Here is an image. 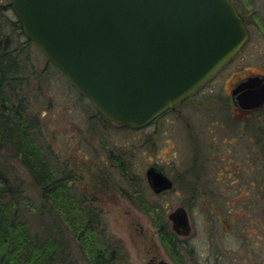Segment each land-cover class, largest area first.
Wrapping results in <instances>:
<instances>
[{
    "label": "rangeland",
    "instance_id": "374dc122",
    "mask_svg": "<svg viewBox=\"0 0 264 264\" xmlns=\"http://www.w3.org/2000/svg\"><path fill=\"white\" fill-rule=\"evenodd\" d=\"M231 1L248 23L252 35L250 44L202 93L156 123L133 130L96 115L91 101L72 87L34 42L28 43L11 0H0V34L10 38V51L23 69L22 80L16 86L19 93L16 104L26 106V115L42 135L59 174L63 170L76 173L75 187L79 197L95 215L100 212L105 217L107 234L123 243L126 258L120 264H152L155 256L178 264L160 243L151 219L124 196L129 188L124 176L126 168L130 177L147 187L148 197L164 206L166 215L182 204L189 206L194 232L179 245L180 264H216L217 250L221 254L226 250L233 254L226 259L229 262L222 257L220 264H243V260L247 261L244 264H264V238H253L258 244L252 249L250 261L247 248L255 244L250 239L245 241L232 233L221 232L222 240L217 242L219 248H214L208 227L202 225V202L210 196L193 193L184 185L196 186L198 178L202 177L218 188V162L222 156H229L226 141L233 137L241 138L243 155L248 149L255 164L260 163V146L256 141L264 136V110L241 114L232 108L227 92L237 77L264 75V0ZM152 165L175 180L174 191L155 195L148 189L146 170ZM0 172L39 204V191L30 175L1 145ZM261 172L262 169L254 170L252 174L257 173L259 180ZM220 179V186L228 188L220 193V204L230 201L238 205L240 194L227 186L231 178L224 175ZM258 184L259 181L256 187ZM256 194L254 192L253 200ZM263 206L251 203L244 210L253 218L264 220ZM36 219V216L31 217L33 222ZM235 227L239 228L240 223ZM251 230L254 237L264 236V229L258 222ZM68 242L71 264H87L72 237H68Z\"/></svg>",
    "mask_w": 264,
    "mask_h": 264
},
{
    "label": "water",
    "instance_id": "95a60500",
    "mask_svg": "<svg viewBox=\"0 0 264 264\" xmlns=\"http://www.w3.org/2000/svg\"><path fill=\"white\" fill-rule=\"evenodd\" d=\"M22 30L107 120L139 130L204 87L249 38L231 0H11ZM244 108L264 105V76L241 83ZM156 193L173 181L146 171ZM179 235L188 211L169 213ZM159 264H172L161 260Z\"/></svg>",
    "mask_w": 264,
    "mask_h": 264
},
{
    "label": "trees",
    "instance_id": "16d2710c",
    "mask_svg": "<svg viewBox=\"0 0 264 264\" xmlns=\"http://www.w3.org/2000/svg\"><path fill=\"white\" fill-rule=\"evenodd\" d=\"M10 49V38L0 34V145L26 169L40 200L35 203L0 172V264H71L68 237L87 264H120L126 258L123 243L107 234L105 217L100 212L95 215L79 197L76 173L59 174L42 135L26 115V106L16 104L23 69ZM95 114L104 118L97 110ZM124 176L129 184L124 196L150 217L163 246L180 264L178 238L165 208L148 198L147 187L130 177L127 168Z\"/></svg>",
    "mask_w": 264,
    "mask_h": 264
},
{
    "label": "flooded vegetation",
    "instance_id": "af4514ba",
    "mask_svg": "<svg viewBox=\"0 0 264 264\" xmlns=\"http://www.w3.org/2000/svg\"><path fill=\"white\" fill-rule=\"evenodd\" d=\"M237 11H238V9H237ZM238 13L242 17V19H243V21H244V23H245V25L247 27V30H248V33H249V38H248V41L246 42V44L219 71V73L221 71H223L227 66H229V65H231V64H233L235 62V60L244 51L246 46L248 44H250L251 39H252L251 32L248 29V23L246 22L245 18L241 15V13L239 11H238ZM256 75L264 76L263 74H255V75L246 76V77H239V78L237 77V78H235L232 81V85L229 88V91L227 92V96L230 99L232 108L235 109L236 111H238L241 114L247 115V114H250V113H252V112H254L256 110H259V109L264 110V105H262L260 107H256V108H244L241 105L240 98H239L241 92L237 91V88H238V86L241 83L246 81L249 77L256 76ZM213 79H211L204 87H202L199 91L194 93L191 97H189L185 101H187V100L189 101L192 98L196 97L198 94L202 93L203 90L207 86H209V84L213 81ZM185 101H183L182 103L176 105L174 108L170 109L169 111H167L163 115L159 116L157 119H155L150 124L156 123L160 118L164 117L166 114L177 110L180 106H182L185 103ZM240 139H241L240 137H233L232 139H230L231 141H228V142L226 141L227 153H228L229 156H226V157L222 156L220 158V160L217 159V160L221 161V162L217 161L218 162V175H217V179L216 180L218 182V188L212 187V185H210V181H207L205 178L202 179V177L198 178V180H199L198 183L199 184H196V186H190V184L189 185L188 184H184V185H186V187H188L191 191H193V193H194V191H196V193H198V194L199 193H201V194L202 193H206V194H208L210 196V199L204 200L202 202V209H203V212H204L202 225L204 224L205 226L208 227V231L207 232L210 233L209 236L211 238V245H213L214 248L215 247L219 248L218 247V245H219L218 243L222 240V237H220V235L222 234L221 232H223L224 234L232 233V234L236 235L239 239L245 240V241H246V239H248V241L250 239V242L252 241V242L255 243L254 246L251 247V246L248 245V248H247V257H248L247 259H249V261H250L252 259V251H253L252 249L255 248L256 245L258 244V242L254 241L253 238H255L257 240H258V238H256V237H260L261 240H263V238H264V236H255V237L252 236L251 234H254V232L251 229H252L253 226L256 225L257 222L259 223L261 228L264 229V220L260 219V218H253L252 216H250L249 213H247L244 210V207L245 206L250 207L251 203L252 204L253 203L258 204V206H260V205L263 206L264 205V136L261 137V138H257V141H256L258 143V144L257 143L256 144L260 146V154H259L260 163L258 165L255 164L256 162H255V160H253L252 154H251L250 151H248V149H246V152L243 155L242 147H241V144L239 143ZM251 139L252 138H249V140H251ZM212 140L215 141V138L212 139ZM212 145H213V148H215V142H213ZM212 155L214 156V154H212ZM239 160H242V163ZM223 162L226 163L224 166L222 164ZM152 166H156V165H152ZM158 168H160V167H158ZM260 169H262L261 176H259L260 179L257 180V177H258L257 173L252 174V171H254V170L258 171ZM193 170L194 169H192V171ZM186 173H187V171H186ZM224 175H226L229 179L231 178L230 184L227 185V186H229V190L231 189V191H235V192H238L240 194V196H239V198H240L239 201L240 202L236 206H235L234 203H230V201H227L226 205H221L220 204V201H219V197L221 195L220 193L228 191V188L226 186H225L226 188H222V186H220V182L222 181V179H220V177H223ZM168 177L170 178V176H168ZM184 177H185V175H184ZM170 179L173 181V187L170 190H166V191H162L160 193H156L150 187L149 183H148V187H149L148 189L151 190L153 192V194H155V195H162V194H165L167 192H172V191L175 190V183L176 182H175L174 179H172V178H170ZM257 181H259V183H260V184H258V187H256V185H255V183H257ZM145 192L147 194V191H145ZM254 192H255V194L257 193L256 194L257 195L256 196V200H253ZM202 195H205V194H202ZM147 196H148V194H147ZM180 206H184L186 208V210L188 211V214H189V217H190V220H191V224H192V228H193V232H194V222H193L192 217H191V215L189 213V210H188L189 206L187 204H185V205L182 204ZM168 216H169V214H167V219L169 220ZM169 222H170L171 230H173L172 226H171L172 223H171L170 220H169ZM238 222L240 223V227L236 228L235 225ZM241 222H243L244 225H242ZM248 224L250 225V228L246 227ZM157 231H158V229H157ZM193 232L190 235H179V234H177L175 232L176 235H177V238H178L179 245H180V243H184L182 241H184V239H186V237L191 236L193 234ZM158 237H159L160 243L162 244L160 236H159V232H158ZM180 237H183L182 238L183 240ZM261 240H259V241H261ZM162 246H163V244H162ZM166 251H167V249H166ZM216 252L218 253L217 254L218 259L216 261V264H220V260H221L222 257L225 258L224 260H226L231 255H233L232 252L228 251V250H226L223 254H221V251L219 252L218 250ZM235 252L236 251H234V253ZM167 253L171 257V255L169 254L168 251H167ZM237 253H238V255L240 254L239 251H237ZM161 260L168 261L167 259H159L158 256H155V258L153 257V259H151V263L152 264H159V262ZM226 261L229 262L228 260H226ZM246 262H247L246 260H243V264L246 263ZM171 263L175 264L174 262H171Z\"/></svg>",
    "mask_w": 264,
    "mask_h": 264
}]
</instances>
